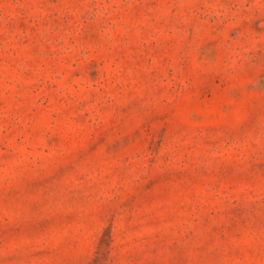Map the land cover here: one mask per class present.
<instances>
[{
  "label": "rangeland",
  "instance_id": "1",
  "mask_svg": "<svg viewBox=\"0 0 264 264\" xmlns=\"http://www.w3.org/2000/svg\"><path fill=\"white\" fill-rule=\"evenodd\" d=\"M0 264H264V0H0Z\"/></svg>",
  "mask_w": 264,
  "mask_h": 264
}]
</instances>
